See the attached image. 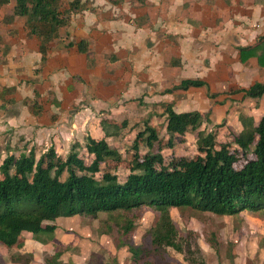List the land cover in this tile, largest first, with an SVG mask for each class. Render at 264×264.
<instances>
[{"label": "crops", "instance_id": "crops-1", "mask_svg": "<svg viewBox=\"0 0 264 264\" xmlns=\"http://www.w3.org/2000/svg\"><path fill=\"white\" fill-rule=\"evenodd\" d=\"M81 4L85 9L48 44L43 61L40 41L28 35L24 20L7 18L12 0L0 6V142L7 150L54 148L66 155L67 141H107L130 125L131 115L145 114L149 126L161 116L166 124V106L198 112L204 124H219L231 108L243 115L251 110L249 116L261 109L244 92L264 83V0ZM80 41L86 53L77 50ZM185 80L203 86L170 91ZM25 100L35 101L39 113Z\"/></svg>", "mask_w": 264, "mask_h": 264}, {"label": "trees", "instance_id": "trees-1", "mask_svg": "<svg viewBox=\"0 0 264 264\" xmlns=\"http://www.w3.org/2000/svg\"><path fill=\"white\" fill-rule=\"evenodd\" d=\"M8 2L0 0V6ZM12 2L14 6L7 18L24 20L28 35L40 41L42 61L48 44L58 38L60 30L68 28L72 15L86 6L81 0H68L67 4L63 0ZM76 47L80 53L88 50L85 41ZM202 86L203 82L185 80L170 91ZM244 94L260 100L264 83L253 84ZM24 103L33 114L39 113L35 101ZM165 115L167 142L145 123L127 155L128 172L122 180L115 171H106L115 170L123 156L104 137L87 136L82 146L73 144L66 155H58L50 148L38 157L30 150L3 158L0 246H20L26 239L44 244L53 238L59 219L97 218L144 208L157 212L158 220L146 233L150 239L130 247L129 253L135 264H157L154 258L163 255V248L183 252L169 214L171 209L190 208L230 217L264 212V114L256 126L247 124L238 134L229 131L226 141L218 140L216 133L199 130L203 117L198 112L178 114L166 106ZM188 132L196 133L195 154L176 156L173 148L183 142ZM141 142L151 151L140 153ZM164 149L169 153L164 154ZM59 257L60 253L54 254V260Z\"/></svg>", "mask_w": 264, "mask_h": 264}, {"label": "rangeland", "instance_id": "rangeland-1", "mask_svg": "<svg viewBox=\"0 0 264 264\" xmlns=\"http://www.w3.org/2000/svg\"><path fill=\"white\" fill-rule=\"evenodd\" d=\"M63 2L67 4L68 0ZM260 104L261 109L255 110L250 116L248 113L251 110H247L243 115L244 113L236 114L231 108L224 114L219 124L202 123L199 130L217 133L218 140L226 141V128L238 134L239 126L241 132L247 124L254 126L258 124L264 114V97L260 99ZM130 118L132 122L127 128L117 131L107 139L108 145L118 150L123 159L115 170L109 168L106 171L111 173L115 171L120 180L128 172L127 155L134 138L144 129V122L148 119L145 114L131 115ZM240 119L245 120L241 123ZM151 120H148L150 126L166 143L168 134L165 132L162 117H153ZM195 138L196 133L188 132L183 142L177 143L173 148L175 155L187 157L194 155ZM82 139L83 136L79 141ZM76 142L77 140L74 143ZM2 143L0 142V161L10 153L18 152L7 150L6 145L2 146ZM67 143L70 148L71 142ZM143 143L139 144L140 153L150 152L151 150L144 147ZM155 151L156 149L153 150ZM163 153L169 152L164 149ZM41 154L35 152L36 157ZM169 214L178 230L183 252L177 253L172 248H163V255L154 258L157 264H264V212H246L230 217L186 208L171 209ZM158 216L155 211L139 208L130 212H115L110 216L104 214L97 218L59 219L53 238L44 244L26 239L20 246L12 248L0 246V263L135 264L131 261L129 248L146 243L150 239V235L148 237L146 233L155 226ZM127 226H130L129 230ZM55 253H60L57 260H54Z\"/></svg>", "mask_w": 264, "mask_h": 264}]
</instances>
